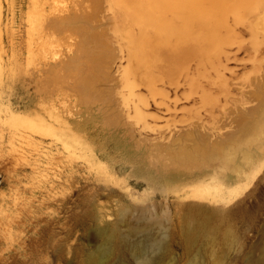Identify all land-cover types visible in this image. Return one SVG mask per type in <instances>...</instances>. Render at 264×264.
<instances>
[{
  "label": "bare ground",
  "instance_id": "bare-ground-1",
  "mask_svg": "<svg viewBox=\"0 0 264 264\" xmlns=\"http://www.w3.org/2000/svg\"><path fill=\"white\" fill-rule=\"evenodd\" d=\"M82 1L68 0L67 3H73L77 11L75 7ZM91 1L87 12L91 20L110 18L112 22H119L123 32L105 36L115 48L105 65L107 72L114 73L103 82L113 94L106 127L131 148L134 160L154 163L156 169L150 177L155 181L169 180L170 190L177 197H188L195 194L199 186L210 188L216 183H219L220 196L236 195L240 186L237 190V186L229 184L251 179L264 159V0H238L236 5L250 16L235 18L236 23L228 22L227 27L223 21L216 24V14L211 7L202 6L205 0H173L174 6L167 4V0H152V8L149 4L142 5L145 15L137 9L141 6L137 0ZM170 7L169 14L176 15L173 22L168 23L165 11ZM28 9L27 50L23 48L27 52L26 60L19 65L25 73L39 68L35 50L44 41L43 15L37 0H33ZM72 28L76 31L74 35L70 33ZM90 28L97 30L93 23ZM84 30L73 24L61 25V41L52 57L74 52L80 36H85ZM81 62L73 63L74 68L72 63L62 65L59 68L64 72L58 68L47 77L54 76L55 85L78 87L79 82L70 80L66 72L81 76V68H85L89 75H84L80 84L86 86L92 71ZM49 69L54 66L50 65ZM10 112L6 116L8 126L19 134L9 135L7 140L11 145L30 148L37 155L36 160L42 156L59 160L65 153L70 157L78 150L82 156L100 157L92 153V146L88 149L71 144V141L81 143L83 140L80 135L83 132L76 124L73 127L66 120L59 122L60 128L72 135L70 141L55 135L46 121L13 116L12 110ZM90 112L97 115L92 108ZM59 116L50 111L48 119L58 121ZM35 134L55 137L45 142ZM79 171V164L69 160L49 188L70 184ZM87 175V179L93 181L102 179L99 175ZM14 205L33 206L29 201H16ZM27 219H5L7 228L2 236L8 244L4 248L5 260L14 252L24 254ZM102 226L93 229L99 244L92 251L88 250L90 252L85 248V264H127L125 260L129 256L138 259L139 264H169L163 262L168 254L166 242L153 236L149 228L133 226L132 232L141 236L130 241L117 227ZM204 228L203 221L184 225L182 235L191 238Z\"/></svg>",
  "mask_w": 264,
  "mask_h": 264
},
{
  "label": "rangeland",
  "instance_id": "rangeland-1",
  "mask_svg": "<svg viewBox=\"0 0 264 264\" xmlns=\"http://www.w3.org/2000/svg\"><path fill=\"white\" fill-rule=\"evenodd\" d=\"M167 1V4L175 5L173 0ZM237 1L205 0L202 6L211 7L216 14V24L223 21L226 25L236 23L235 18L250 16L236 5ZM32 2L0 0V264H50L52 261L53 264H85L86 251H92L99 244L93 229L102 225L117 227L120 233L134 241L141 236L132 232L137 224L149 228L153 236L166 242L168 254L164 263L264 264V159L256 167L257 172L253 171L251 179L229 184L237 186V190L240 186L236 195L220 196L219 183H216L210 188L199 186L195 194L188 197H177L170 190L169 180L155 181L150 177L156 165L134 160L131 148L121 143L105 125L112 110L109 102L113 94L103 82L105 77L114 73L107 72L105 65L115 51L105 36L123 33L119 22H112L107 17L91 20L87 15L91 0L80 2L75 7L77 11L73 3H67L68 0H37L43 15L44 41L35 50L39 68L25 73L19 65L26 60L27 52L23 51V48L27 50L26 15ZM136 2L141 3L137 9L142 15L146 14L143 4L146 7L147 4L154 5L152 0ZM171 10L170 7L165 11L168 23L173 22L176 15L169 14ZM92 23L96 24L97 30H91ZM67 24L84 27L85 36H80L81 41L74 52L58 53L53 58L61 41L59 27ZM70 33L74 35L76 31L72 28ZM92 34L95 36L91 37ZM85 37L88 39L83 41ZM80 61L92 71L86 86L80 84L82 77L89 75L85 68H81V76L73 71L66 72L70 80L79 82L78 87L55 85V77H47L62 65ZM50 65L54 69H49ZM90 108L96 110L97 115H91ZM11 110L13 116L48 122L45 123L55 135L70 141L72 135L63 131L59 122L66 120L73 127L76 124V128L83 132L80 134L83 140L82 144L73 141L71 144L87 146L88 149L92 146V153L100 157L82 156L78 150L70 157L65 153L59 160L44 156L36 160L37 155L30 148L11 145L7 140L9 135L19 134L8 126L6 116ZM50 111L59 113L58 121L48 119ZM35 135L45 142L55 137ZM69 160L76 161L81 168L76 179L70 184L49 188ZM87 174L99 175L102 179L93 181L87 179ZM16 201H29L33 206L21 208L14 205ZM23 217L28 218L24 254L14 252L5 260L4 248L8 245L2 238L7 228L5 219ZM201 221L205 228L199 234L191 238L182 235L184 225ZM125 261L139 264L138 259L131 256Z\"/></svg>",
  "mask_w": 264,
  "mask_h": 264
}]
</instances>
